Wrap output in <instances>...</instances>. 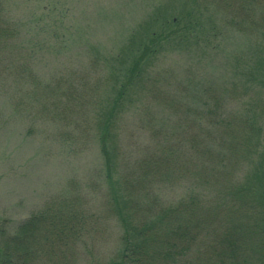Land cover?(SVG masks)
Masks as SVG:
<instances>
[{
	"label": "rangeland",
	"instance_id": "rangeland-1",
	"mask_svg": "<svg viewBox=\"0 0 264 264\" xmlns=\"http://www.w3.org/2000/svg\"><path fill=\"white\" fill-rule=\"evenodd\" d=\"M35 1L8 0L4 13L9 22L18 20L20 24L22 19L24 24L37 10ZM56 1L70 10V26L75 34L73 44L65 56L36 55L31 67L40 80L39 85H47L48 90L60 88L54 87L58 83L63 89L71 87L73 95L62 91L50 103L51 115L66 112L67 108L69 112L63 121L52 117L43 120L40 109H32L30 102L23 100L28 90L22 82L29 85L36 82L30 74H22L28 58L24 62L16 61L15 57L13 62L0 58V218L6 220L11 232L47 202L71 192L93 221L86 239L76 247L75 264H102L119 250L121 234L116 219L101 216L103 207L99 211L106 189L101 176L104 166L96 137V117L98 112L108 110L105 99L113 93L98 62L96 68L91 66L89 54L96 59V51L105 57L111 50L124 48L127 45L124 37L145 27L153 11L171 7L170 16L178 18L166 33L181 30L184 19L179 13V3L174 0H52V3ZM217 30L221 31V40L210 41L217 46L211 51H204V46L198 44L190 50L163 46L153 66L127 94L129 101L116 109L113 128L114 142L124 163L141 160L159 147L164 150L167 146L178 153L180 162V159H189L191 175L185 181H174L157 189L163 202L175 203L193 189L202 196L201 206L207 204L203 207L205 213L219 206L222 214L220 192L230 184L238 185L244 174L264 171V38L226 32L223 27ZM96 60L100 62L99 58ZM187 76H190V86L185 84ZM22 77L26 78L22 80ZM95 83L94 91H97L82 106L73 102L67 106L62 102L82 94L83 89ZM248 113L255 114L257 122L256 135L250 147L247 144V153L236 154L235 158L239 159L234 165H228L227 175L224 173L227 179L213 171L208 178L204 175L206 153L225 154L229 140L241 135L236 127L241 122H250L248 115L252 114ZM198 118H202L199 132L203 129V138L196 132L198 120L192 122ZM216 118H219L218 127L211 125ZM186 135L198 145L190 150V157L191 141ZM186 161L181 165L185 166ZM261 182L254 183L252 188L257 198L264 194V181ZM230 192L229 188V197ZM261 204L260 200L256 202L257 209ZM249 207L243 204L241 209L245 208V213L241 212L247 215ZM189 262L197 263L192 253L188 261L180 260L179 264Z\"/></svg>",
	"mask_w": 264,
	"mask_h": 264
},
{
	"label": "trees",
	"instance_id": "trees-1",
	"mask_svg": "<svg viewBox=\"0 0 264 264\" xmlns=\"http://www.w3.org/2000/svg\"><path fill=\"white\" fill-rule=\"evenodd\" d=\"M174 1L179 3V13L184 19L181 30L166 33V29L173 26L174 19L178 18L170 16L171 7L164 8L151 12L145 27L124 37V43H127L124 48L120 46L118 51L111 50L105 57H100L96 51L100 62L94 58L95 55L89 54L92 57L91 66L96 68L98 62L113 93L111 98L105 99L108 110L98 112L96 117V137L104 166L101 176L106 189L99 211L103 207L101 216L109 215V218L112 216L116 219L121 234L118 238L119 250L102 264H179L180 260L188 261L191 253L197 258L194 264H264V194L257 198L252 192L254 183L257 185L264 181V176L261 178L264 171L253 170L249 173L251 175L244 174L238 185L230 184L226 186L227 190L220 192L222 214L219 206L205 213L203 207L207 204L201 206L202 196L193 189L175 203L163 202L160 190H157L174 181H185V177L191 175L189 159H180V162L178 153L167 146L164 150L159 147L157 151L141 157L143 160L137 159L130 164L120 160L118 145L114 142L116 109L129 101L127 94L153 66L163 46L190 50L198 44L204 46V51H211L217 46L210 41L221 40V31L217 28L222 27L226 32L248 37L255 34L264 38V0ZM7 2L0 0V58L12 62L14 57L18 62L28 58L22 74L35 77L31 63L36 55L52 54L57 57L70 50L75 35L70 26V10L61 1L52 3L51 0L48 3L47 0H36L37 10L28 16V24L27 21L23 24L22 19L19 24L18 20L9 22L10 19H7L4 13ZM2 54L6 57H2ZM35 80L33 86L22 82L28 90L23 100L30 102L28 104L32 109L39 108L43 120L52 117L63 121L68 108L66 112L51 115L50 103L62 91L71 94V87L64 86L63 89L58 83L54 87L60 88L51 91L47 85H39L40 80L36 77ZM185 84L190 86V76L185 78ZM94 89L96 83L83 89L82 94L70 97V100L65 98L62 102L67 106L72 102L82 106L97 91ZM98 96L96 92V98ZM98 102L96 100V104ZM248 114H252L248 115L250 122L237 124L241 135L229 140L225 154L211 156L206 153L204 160L207 171L204 175L208 178L213 171L218 177L227 179L228 165H234L239 159L235 158L236 154L247 153V144L250 147V141L256 135L254 129L257 122L255 114ZM218 119L211 125L218 127ZM197 120L196 132H199L202 118L192 122L196 123ZM202 130L198 133L200 138L205 135ZM185 138L188 139V136ZM188 140L191 141L189 153L198 145L192 142V137ZM185 161L186 165L182 166L181 163ZM229 188L230 197L227 196ZM72 195L67 192L50 200L43 209L30 214L11 232H8L6 220L0 218V264H75L78 257L76 247L86 239L89 224L93 221ZM259 200L262 204L257 209L256 202ZM243 204L250 205L247 215L244 214L245 208L241 209Z\"/></svg>",
	"mask_w": 264,
	"mask_h": 264
}]
</instances>
